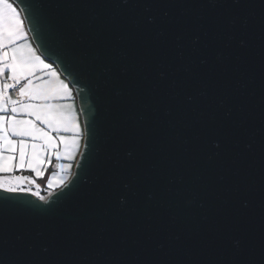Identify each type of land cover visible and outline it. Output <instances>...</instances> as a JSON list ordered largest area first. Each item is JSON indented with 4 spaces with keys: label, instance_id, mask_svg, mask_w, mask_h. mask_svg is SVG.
<instances>
[{
    "label": "water",
    "instance_id": "water-1",
    "mask_svg": "<svg viewBox=\"0 0 264 264\" xmlns=\"http://www.w3.org/2000/svg\"><path fill=\"white\" fill-rule=\"evenodd\" d=\"M10 1L84 142L0 189V264H264V0Z\"/></svg>",
    "mask_w": 264,
    "mask_h": 264
},
{
    "label": "crops",
    "instance_id": "crops-1",
    "mask_svg": "<svg viewBox=\"0 0 264 264\" xmlns=\"http://www.w3.org/2000/svg\"><path fill=\"white\" fill-rule=\"evenodd\" d=\"M5 79L20 84L24 102L8 103L0 89V189L37 196L64 177L51 194L72 175L84 126L73 89L40 56L10 0H0V84ZM27 180L38 187L28 189Z\"/></svg>",
    "mask_w": 264,
    "mask_h": 264
},
{
    "label": "built area",
    "instance_id": "built-area-1",
    "mask_svg": "<svg viewBox=\"0 0 264 264\" xmlns=\"http://www.w3.org/2000/svg\"><path fill=\"white\" fill-rule=\"evenodd\" d=\"M0 89L8 103L22 104L24 102V98L20 93V84L17 82L5 79L1 82Z\"/></svg>",
    "mask_w": 264,
    "mask_h": 264
},
{
    "label": "rangeland",
    "instance_id": "rangeland-1",
    "mask_svg": "<svg viewBox=\"0 0 264 264\" xmlns=\"http://www.w3.org/2000/svg\"><path fill=\"white\" fill-rule=\"evenodd\" d=\"M62 176V175H61ZM63 179H64V177H63ZM63 179H62V177H60V179H58L54 184H52V185H56V184H58V185H61L62 183H63ZM26 184H28L26 187L28 188V189H30V187L31 186H29V185H32V187H38L37 185H36V182L34 181V180H27V182H26ZM46 185H48L47 183H46ZM52 185H50V186H47V188L45 189L46 191H48V190H50L52 187H54V186H52ZM63 186V185H62ZM53 189V188H52ZM35 193H37V191H35ZM48 196V195H47ZM42 198H43V196H41ZM47 198V197H46ZM45 198V199H46ZM45 199H43V200H45Z\"/></svg>",
    "mask_w": 264,
    "mask_h": 264
},
{
    "label": "trees",
    "instance_id": "trees-1",
    "mask_svg": "<svg viewBox=\"0 0 264 264\" xmlns=\"http://www.w3.org/2000/svg\"><path fill=\"white\" fill-rule=\"evenodd\" d=\"M54 191H55V190H54ZM49 194H50L49 192L43 190V191H40V192L37 193V197L43 200V199H45V198L47 197V195H49ZM41 196H43V198H42Z\"/></svg>",
    "mask_w": 264,
    "mask_h": 264
}]
</instances>
